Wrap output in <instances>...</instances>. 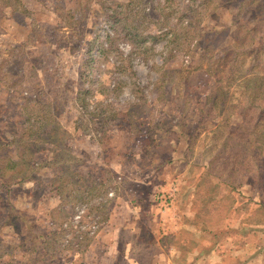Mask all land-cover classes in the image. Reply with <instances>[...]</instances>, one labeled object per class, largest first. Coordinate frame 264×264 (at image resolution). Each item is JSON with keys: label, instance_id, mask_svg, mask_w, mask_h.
I'll return each mask as SVG.
<instances>
[{"label": "rangeland", "instance_id": "1", "mask_svg": "<svg viewBox=\"0 0 264 264\" xmlns=\"http://www.w3.org/2000/svg\"><path fill=\"white\" fill-rule=\"evenodd\" d=\"M111 13L146 42L108 45ZM260 20L264 0H0V264H264V145L233 171L212 105Z\"/></svg>", "mask_w": 264, "mask_h": 264}, {"label": "trees", "instance_id": "2", "mask_svg": "<svg viewBox=\"0 0 264 264\" xmlns=\"http://www.w3.org/2000/svg\"><path fill=\"white\" fill-rule=\"evenodd\" d=\"M117 8L116 10L114 9L113 14L121 13ZM113 14H109L111 15L110 18L115 26L121 28V31L119 32V28H116L113 33L106 35L108 45L113 46V41L118 37V34L130 39L141 37L146 42L147 36L140 32L138 25L133 22L131 25H124L122 24L124 22L122 18ZM193 23H189V26ZM243 24L245 25L240 24L233 31L234 42H237L236 45L232 46L229 42L224 48H221L222 57L220 56L217 59V73H215L214 77L217 78L215 83L222 84V86L218 87L219 92L214 97V101L212 97L213 107H218L223 111V121L218 125L219 133L221 134L220 136H227L226 145L229 146V153L231 152V161L234 166L233 171L236 172L242 168L247 157L251 158V151L258 154L254 151L258 146L264 145V20L259 21L261 27H251L248 22ZM255 43L258 45L257 49H255L256 55H252V61L248 63L244 55H248V52L252 54L251 45ZM235 46L240 51L247 49L248 52H237L236 55L232 56L230 53H234L232 47L235 48ZM209 50L208 47L204 48L205 53H208ZM102 52L105 53V49ZM208 72L213 73L214 71L209 70ZM234 84L244 85V90L241 97L233 98L232 96L229 98L230 91L228 88H231ZM246 96V100L242 101ZM225 110L228 113L225 114ZM230 114L236 115L235 120L232 122L229 120ZM229 127L233 128L232 132L228 135H223V130H227ZM257 143L260 145H257ZM225 154L227 153L222 151L218 157ZM228 160L226 159V162ZM246 170L249 172L247 167Z\"/></svg>", "mask_w": 264, "mask_h": 264}]
</instances>
